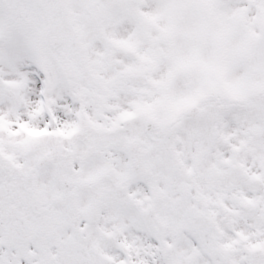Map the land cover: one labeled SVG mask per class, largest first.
Returning <instances> with one entry per match:
<instances>
[{"label": "snow or ice", "instance_id": "obj_1", "mask_svg": "<svg viewBox=\"0 0 264 264\" xmlns=\"http://www.w3.org/2000/svg\"><path fill=\"white\" fill-rule=\"evenodd\" d=\"M0 264H264V0H0Z\"/></svg>", "mask_w": 264, "mask_h": 264}]
</instances>
